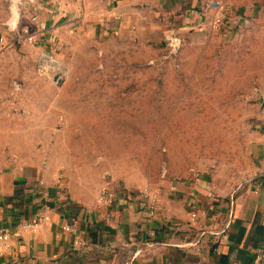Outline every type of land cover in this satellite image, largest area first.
I'll use <instances>...</instances> for the list:
<instances>
[{
    "label": "rangeland",
    "instance_id": "1",
    "mask_svg": "<svg viewBox=\"0 0 264 264\" xmlns=\"http://www.w3.org/2000/svg\"><path fill=\"white\" fill-rule=\"evenodd\" d=\"M221 1L223 29L187 15L98 42L0 43L3 165L53 166L87 192L242 181L264 106V0Z\"/></svg>",
    "mask_w": 264,
    "mask_h": 264
},
{
    "label": "crops",
    "instance_id": "2",
    "mask_svg": "<svg viewBox=\"0 0 264 264\" xmlns=\"http://www.w3.org/2000/svg\"><path fill=\"white\" fill-rule=\"evenodd\" d=\"M206 1L0 0V43L28 35L46 48L98 42L133 27L155 31L161 18L187 15L203 28L214 13L204 9ZM254 126L242 181L223 185L206 173L164 180L155 186L152 216L140 188H118L125 198L106 216L107 208L97 205L104 185L73 190L53 166L0 160V227L11 231L0 264H264V106ZM37 216L35 226L22 227ZM70 222L75 228L68 231Z\"/></svg>",
    "mask_w": 264,
    "mask_h": 264
},
{
    "label": "built area",
    "instance_id": "3",
    "mask_svg": "<svg viewBox=\"0 0 264 264\" xmlns=\"http://www.w3.org/2000/svg\"><path fill=\"white\" fill-rule=\"evenodd\" d=\"M204 9L214 11L213 17L211 19V24L213 25L214 28L217 29L224 28V26L229 22L230 10L226 8V6L221 0H207L204 4ZM23 39L28 40L30 42L34 41V37L31 35H28ZM0 40H2V37H0ZM138 194L147 214L149 216H152L155 213L157 203L159 200V189L155 186L145 185L140 187V189L138 190ZM119 198L124 199L125 193L120 191L112 184L107 183L102 187V189L98 194L97 205L106 207L107 211L105 215L108 216L110 213L108 208L111 207L115 203V201ZM41 219L42 216H37L36 219L25 220L21 222V225L22 227H32L35 226ZM64 228L68 231H71L75 228V226L74 223L70 222V223H66L64 225ZM10 237H11L10 228L7 226L0 227V249L9 246ZM85 244H86L85 239L77 240V245L84 246Z\"/></svg>",
    "mask_w": 264,
    "mask_h": 264
}]
</instances>
